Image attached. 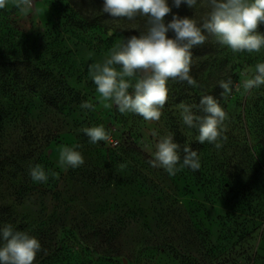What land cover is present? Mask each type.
Instances as JSON below:
<instances>
[{
	"label": "rangeland",
	"instance_id": "374dc122",
	"mask_svg": "<svg viewBox=\"0 0 264 264\" xmlns=\"http://www.w3.org/2000/svg\"><path fill=\"white\" fill-rule=\"evenodd\" d=\"M102 5L34 0L22 15L10 0L0 9V228L10 224L40 241L35 264H264V222L257 220L264 210V85L242 89L243 73L264 62V49L233 53L208 36L192 50L198 86L169 80L162 116L149 123L99 102L89 66L126 40L124 30L147 26L146 17L107 16ZM206 11L207 0L173 8L197 21ZM228 79L232 93L222 97L219 81ZM203 95L228 114L219 149L200 144L198 128L180 115L181 103L198 106ZM99 125L111 143L91 144L80 131ZM168 133L181 163L185 146L197 151L199 170L170 176L150 166L158 137ZM61 145L81 152L84 164L61 168ZM36 164L49 173L46 183L31 179Z\"/></svg>",
	"mask_w": 264,
	"mask_h": 264
},
{
	"label": "clouds",
	"instance_id": "9594fccd",
	"mask_svg": "<svg viewBox=\"0 0 264 264\" xmlns=\"http://www.w3.org/2000/svg\"><path fill=\"white\" fill-rule=\"evenodd\" d=\"M9 2L0 0V9H5ZM11 2L22 15H28L34 7V0ZM181 5L193 9L197 0H103V13L114 19L147 18L143 33L127 37L110 50L102 63L89 66V76L104 109L115 106L122 115L134 113L146 122H158L168 101L169 80L198 86L190 75L192 50L204 44L208 36L233 53H260L264 49V33L259 31L264 25V0H207V11L200 21L173 14V8L179 9ZM169 15L171 20L166 22ZM243 75L244 93L264 85V62L257 63L254 69H246ZM219 87L223 90L221 96L227 97L232 93L231 79L219 81ZM236 91H241V86H236ZM80 107L94 109L91 102H83ZM178 107L183 123L189 128H198L200 144L208 142L217 149L222 147L220 141L227 139L223 133L228 114L217 99L203 95L198 106L181 103ZM194 107L204 115L194 114ZM80 131L91 144L112 142L103 125ZM152 134L156 136L155 132ZM179 153L180 145L174 142L173 134L168 133L158 137L148 163L163 168L170 176L184 168L192 171L201 168L196 150L185 146L182 163ZM83 164L81 152L60 146L58 165L61 168L75 169ZM29 175L36 183H46L49 179V173L39 164L30 167ZM51 176L59 178L56 172H51ZM40 251V241L29 232L16 230L10 224L0 228V264H35Z\"/></svg>",
	"mask_w": 264,
	"mask_h": 264
},
{
	"label": "trees",
	"instance_id": "16d2710c",
	"mask_svg": "<svg viewBox=\"0 0 264 264\" xmlns=\"http://www.w3.org/2000/svg\"><path fill=\"white\" fill-rule=\"evenodd\" d=\"M107 15V14H106ZM108 16V15H107ZM123 20V19H121ZM144 31H136V30H133V29H126L123 31V34L124 36L127 38L131 35H138L140 33H143ZM247 191V190H246ZM256 220V219H255ZM257 220L258 222H264V210H259L258 211V216H257ZM258 229V228H257ZM254 231V230H253Z\"/></svg>",
	"mask_w": 264,
	"mask_h": 264
}]
</instances>
